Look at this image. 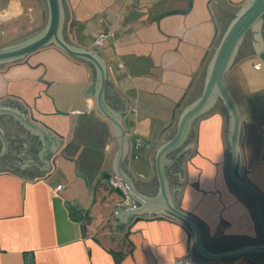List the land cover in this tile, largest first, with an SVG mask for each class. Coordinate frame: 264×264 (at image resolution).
Wrapping results in <instances>:
<instances>
[{
  "label": "crops",
  "instance_id": "0c3cea01",
  "mask_svg": "<svg viewBox=\"0 0 264 264\" xmlns=\"http://www.w3.org/2000/svg\"><path fill=\"white\" fill-rule=\"evenodd\" d=\"M72 1L73 11L63 0L70 41L102 54L108 70L103 93L106 107L114 114L130 113L127 137L151 147L172 113L178 115L200 93L212 44L217 42L210 27L211 23L216 26L214 19L181 31L162 17L157 23L164 28L158 30L154 19L149 20L156 11L148 0L121 5L117 0H102L99 6L95 0ZM213 4L208 0L212 17ZM84 9L104 15L111 11L107 24L85 39L75 28ZM46 19L45 0H0V38L21 20L46 23ZM99 33H107L108 38L95 46ZM247 61L240 63L242 72L230 83L242 116L240 176L264 201V81L247 76ZM192 80L185 100L176 107ZM95 85L92 66L54 46L0 67V106L28 107L38 121L63 137L60 150H49L42 158L50 168L42 170L39 167L46 165L38 153L42 140L15 117L0 114V129L8 141L6 153L0 156V264H28V255L33 264H179L187 253L192 264L195 247L190 230L169 215L159 212L131 218L123 231L115 229L116 204L121 200L106 186L114 177L112 160L119 144L112 123L94 104ZM88 87L92 95L85 96ZM55 109L69 114L57 115ZM174 132L175 126L169 134ZM127 144V161H120L126 175L131 153ZM190 144L193 147L179 154L175 165H165L169 202L198 221L203 245L210 252L264 242L253 199L229 179L228 118L221 106L197 121L180 151ZM2 146L0 140V151ZM150 147L141 150L138 161L133 160L139 174L146 171L144 158ZM25 160L39 167L20 168ZM157 183L154 175L156 190ZM58 186L63 189L57 191ZM202 264H264V254Z\"/></svg>",
  "mask_w": 264,
  "mask_h": 264
},
{
  "label": "water",
  "instance_id": "95a60500",
  "mask_svg": "<svg viewBox=\"0 0 264 264\" xmlns=\"http://www.w3.org/2000/svg\"><path fill=\"white\" fill-rule=\"evenodd\" d=\"M45 2L47 6V19L44 27L29 37L6 46H1L0 67L20 61L45 47L54 46L68 57L88 65L89 68L92 66L95 69V95L91 94L90 87H88L84 95L94 96L93 101L98 111L112 123L119 144L112 160L113 175L123 182L129 197L134 201L133 206L127 207L124 205V195L121 191L115 189L121 200L116 204L117 209L114 216L118 220V226L115 229L123 231L124 225L131 218L132 220H139L146 217V215L162 212L164 213L163 215H169L189 228L195 247L192 264H202L207 260L223 261L252 254H264V242L237 249L233 248V250L221 253L208 251L203 245L201 227L198 221L192 215L178 208L174 203L169 202L167 193L168 182L164 172L165 165L166 167L171 163L175 165L177 156L185 149L193 147V144H190L180 151L188 136V131L196 125L203 115L213 110L214 104L219 101L221 108L225 111L228 118L229 179L235 187L253 199L257 224L262 241H264V201H262L260 194L253 187L245 183L240 176L242 168L240 156L242 116L238 104L226 83V74L235 64L239 48L248 33L253 36L254 48V52L250 54L249 60L257 59L264 63V42L260 38V27L262 21H264V0H245L240 3V9L233 16L225 31L219 36L218 29L215 26L214 41L217 38V42L214 45L212 44V56L206 67L200 93L178 115L175 111L172 113L170 122L159 133L156 141L144 158L146 166L144 174L137 173L132 166L134 160L132 140L127 137L130 113L126 111L114 114L104 103L103 93L108 81V70L102 54L97 51L98 49H86L70 41L65 30L67 19L63 0H45ZM176 13L185 12L164 13L156 17L154 21L158 22L162 17ZM193 80L187 87L181 100L176 104V107H179L181 102L185 100L187 93L191 89ZM127 107L124 108V111ZM0 114L15 117L24 128L42 140L43 147L41 152L38 153L40 160L46 165L39 167L32 160H25V164L20 168L24 169L25 166L33 164L42 170H49L48 162L42 160V158L49 150H56V152L60 150L63 140L62 135L38 121L28 107H25L24 110H18L17 108L0 106ZM55 114L67 116L69 113L55 109ZM174 126L175 132L171 135L169 131ZM0 140L3 144L0 151L1 156V154L6 153L8 148V141L2 129H0ZM128 142L131 145V153L128 158L130 173L126 175L120 168V161L124 158ZM176 153L178 154L173 159H169L171 155H175ZM124 159L127 161V157ZM175 174L179 177V173ZM154 175H156L158 181L157 190L153 185ZM179 179L183 180L180 177ZM172 180L174 184V179ZM27 261L28 264H33L32 255L27 256Z\"/></svg>",
  "mask_w": 264,
  "mask_h": 264
},
{
  "label": "rangeland",
  "instance_id": "374dc122",
  "mask_svg": "<svg viewBox=\"0 0 264 264\" xmlns=\"http://www.w3.org/2000/svg\"><path fill=\"white\" fill-rule=\"evenodd\" d=\"M95 1H97L98 6L100 5V3H102V0H95ZM124 1H128V0H117L116 3L121 5L124 3ZM148 1L149 2H147V4L152 8V10L158 12V13L156 12L152 13L151 17L149 18L150 21H153V19L164 13H170L175 11L185 12V13L170 14L162 18V21H166V20L170 21L169 26L174 30L179 29L181 31H186L189 28L198 27L199 25H201V23L204 22L206 24H210V22L213 20V17L210 16L208 12V7H207L208 0H193L192 2L191 0H148ZM244 1L245 0H229L231 4H237V3L239 4ZM67 2L70 10L72 11L75 10L74 2L72 0H67ZM97 8L94 6V10H97ZM110 16H111V11L109 10L106 11L104 15V14H96L95 11L92 12L84 9L82 14L80 15L81 19L78 22L77 27L75 28L81 32L82 36H85L84 37L85 39L86 37L90 36L92 33L101 30V28H103V26L107 24V21ZM232 18L233 17L228 19V21H226L225 24L223 23L222 27L220 28V33H223L225 31L227 25L232 20ZM44 25L45 23L42 22L41 23L34 21L27 22L21 20L19 23H16L14 24V26H12L13 28L11 29L10 32L6 33L3 38H0V47L15 43L21 39L29 37L35 34L36 32H38L40 29H42ZM154 25L158 28V30H162V28H164L162 22L160 23L154 22ZM210 27L212 29L214 36L215 27L213 26L212 23L210 24ZM68 29H70L69 20L67 21L66 31ZM88 39H90V37ZM240 63H242V61L235 62V64L226 74V83L229 89L231 88L230 83H232L234 79L240 76L242 72V70H240V68L242 67ZM246 63H247L246 67L249 70L247 76H249V78L255 76L254 78L264 81V63L258 61L257 59H251ZM242 64L244 65V63ZM244 73L245 71H243V74ZM140 152L141 151H139V153ZM136 161H138V159ZM106 190H110L112 194L118 195L115 189H113L111 186H106Z\"/></svg>",
  "mask_w": 264,
  "mask_h": 264
},
{
  "label": "flooded vegetation",
  "instance_id": "af4514ba",
  "mask_svg": "<svg viewBox=\"0 0 264 264\" xmlns=\"http://www.w3.org/2000/svg\"><path fill=\"white\" fill-rule=\"evenodd\" d=\"M213 1H214V4L212 6L213 7V10H212L213 19H214V23H215V25L219 31L220 28L222 27L223 23L225 24L226 21H228V19L233 17L236 14V12L240 9L241 5L240 4L232 5L228 0H213ZM66 33H67V31H66ZM67 36H66V38H67ZM252 38H253L252 34L248 33L246 35V37L244 38V40H243V42L239 48L235 62L243 61V60L250 58L249 57L250 54H252L254 52L253 41H252L253 39ZM260 38H261L262 42H264V21H262L261 27H260ZM218 106H221V103L219 101H217L214 104L213 109L217 108ZM30 150H32V146L30 147Z\"/></svg>",
  "mask_w": 264,
  "mask_h": 264
},
{
  "label": "built area",
  "instance_id": "2783aa9c",
  "mask_svg": "<svg viewBox=\"0 0 264 264\" xmlns=\"http://www.w3.org/2000/svg\"><path fill=\"white\" fill-rule=\"evenodd\" d=\"M108 38L107 33H99L96 35L93 44L95 46H100L102 43ZM150 146L149 144L145 143L139 138H134L132 140V148H133V158L137 159L139 157V151L143 149H148ZM109 185L113 189H117L121 191V193L124 195V205L127 207H131L134 205V201L129 197L126 186L123 184V182L118 177H110L109 178ZM57 191H61L63 189L62 186H58ZM179 264H191V256L190 253H187L184 257H181L178 260Z\"/></svg>",
  "mask_w": 264,
  "mask_h": 264
},
{
  "label": "clouds",
  "instance_id": "9594fccd",
  "mask_svg": "<svg viewBox=\"0 0 264 264\" xmlns=\"http://www.w3.org/2000/svg\"><path fill=\"white\" fill-rule=\"evenodd\" d=\"M145 134H147V133H145Z\"/></svg>",
  "mask_w": 264,
  "mask_h": 264
}]
</instances>
